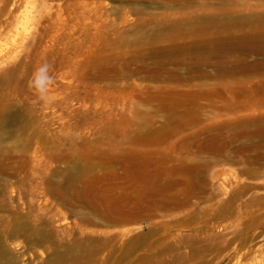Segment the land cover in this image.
Here are the masks:
<instances>
[{"label": "rangeland", "instance_id": "rangeland-1", "mask_svg": "<svg viewBox=\"0 0 264 264\" xmlns=\"http://www.w3.org/2000/svg\"><path fill=\"white\" fill-rule=\"evenodd\" d=\"M0 242L264 264V0H0Z\"/></svg>", "mask_w": 264, "mask_h": 264}, {"label": "clouds", "instance_id": "clouds-1", "mask_svg": "<svg viewBox=\"0 0 264 264\" xmlns=\"http://www.w3.org/2000/svg\"><path fill=\"white\" fill-rule=\"evenodd\" d=\"M51 65L45 63L33 73L29 86L34 88L41 99H47L48 88L53 83V77L49 74Z\"/></svg>", "mask_w": 264, "mask_h": 264}, {"label": "bare ground", "instance_id": "bare-ground-1", "mask_svg": "<svg viewBox=\"0 0 264 264\" xmlns=\"http://www.w3.org/2000/svg\"><path fill=\"white\" fill-rule=\"evenodd\" d=\"M137 212H139V211H137ZM2 249H3V245L0 242V257H1V251H2Z\"/></svg>", "mask_w": 264, "mask_h": 264}]
</instances>
